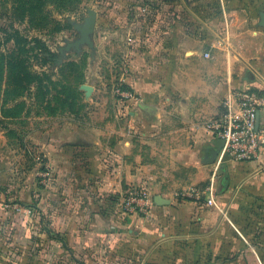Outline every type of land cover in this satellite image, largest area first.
Masks as SVG:
<instances>
[{"label":"rangeland","instance_id":"1","mask_svg":"<svg viewBox=\"0 0 264 264\" xmlns=\"http://www.w3.org/2000/svg\"><path fill=\"white\" fill-rule=\"evenodd\" d=\"M91 11L97 16L92 46L68 48L79 38L76 27ZM260 13H264V0H0V264H8L11 256L7 252L13 253V228L6 222L12 214L33 213L26 230L34 237V248L61 242L51 210L40 207L45 198H52L49 192L54 193L57 179L52 171L55 166L45 157L46 145H54L55 135L71 123L85 126L90 120L121 117L119 78L127 57L140 49L136 41L168 39L173 30L204 35L226 46L234 40L235 55L259 56L264 52V35L253 42L247 38L255 39L256 30L264 33ZM36 42L58 55L64 50L59 62L44 63ZM8 56L38 79L9 75L4 65ZM208 184L176 190L172 195L194 199L181 194L197 190V199L202 200L208 198ZM230 203L221 206L225 218L218 228L221 237L191 239L201 231L171 228L163 232L173 239L165 237L159 243V238L155 247H139L137 239L131 240L125 232V237L110 242L106 253L65 254L60 262L138 264L145 259L149 264H264V199L243 195L233 206ZM72 242L66 240L64 249L77 248ZM220 246L224 250L235 246L239 253L218 258L213 251ZM173 250L177 253L172 261L167 252ZM16 255L23 258L22 252Z\"/></svg>","mask_w":264,"mask_h":264},{"label":"crops","instance_id":"2","mask_svg":"<svg viewBox=\"0 0 264 264\" xmlns=\"http://www.w3.org/2000/svg\"><path fill=\"white\" fill-rule=\"evenodd\" d=\"M254 35L255 39L247 40L253 42L264 33L256 30ZM234 42L220 45L204 35L173 30L168 39L136 41L140 49L127 57L119 78L121 90L129 94L120 96L117 104L121 117L90 120L85 126L71 123L55 135L54 145H46L45 157L55 166L57 179L54 193L49 192L52 198H45L40 207L51 210L61 242L34 248V237L26 230L33 213L12 214L6 220L13 228L8 264H64L60 258L65 254L74 257L97 251L100 255L125 232L131 240L137 239L139 247L153 245L159 238V243L165 237L173 239L163 232L171 228L203 231L187 236L191 239L218 238L225 219L220 212L223 204L233 206L243 195L264 199V154L252 162L221 166L209 203L208 198L180 200L172 195L209 181L213 165L205 162L217 150V141L205 124L222 113V102L229 99L234 105L233 90L264 92V52L249 58L235 55ZM259 118L264 122V109ZM224 175L227 185L221 192ZM132 186L149 190L152 207L147 218L125 215L117 207ZM68 239L77 248L64 249ZM80 244L83 248L78 249ZM18 252L23 253L22 259ZM176 253L167 255L173 261ZM213 253L223 258L239 250L220 246ZM138 264L149 263L142 259Z\"/></svg>","mask_w":264,"mask_h":264},{"label":"built area","instance_id":"3","mask_svg":"<svg viewBox=\"0 0 264 264\" xmlns=\"http://www.w3.org/2000/svg\"><path fill=\"white\" fill-rule=\"evenodd\" d=\"M119 95L129 96L128 92L122 90H119ZM230 97L234 105L229 99L224 100L222 113L205 124V129L214 140L223 141L205 190L208 193V203L213 200L216 180L222 165L226 162H252L264 154V122L259 118L260 112L264 109V92L255 88H245L233 90ZM183 195L198 198L200 192L193 190L189 194H181ZM117 207L125 215L147 218L152 207L149 190L144 186L130 187L118 200ZM30 213L29 211L28 214Z\"/></svg>","mask_w":264,"mask_h":264},{"label":"water","instance_id":"4","mask_svg":"<svg viewBox=\"0 0 264 264\" xmlns=\"http://www.w3.org/2000/svg\"><path fill=\"white\" fill-rule=\"evenodd\" d=\"M96 13L95 12H89L88 18L84 20V23L81 26H77L76 29L79 32V38L75 40L73 43H70L67 45L68 48H73L75 50H78L80 46L82 45H88L92 46V40L91 36L94 32L95 26H96ZM259 26L264 28V13L259 14ZM64 52V50H61V54ZM217 143V150L212 152V154L207 158L206 163L207 164H213L216 160L218 150L223 146V141L219 140ZM227 185V177L224 175L222 181H221V192H223ZM159 197H156V200H159Z\"/></svg>","mask_w":264,"mask_h":264},{"label":"trees","instance_id":"5","mask_svg":"<svg viewBox=\"0 0 264 264\" xmlns=\"http://www.w3.org/2000/svg\"><path fill=\"white\" fill-rule=\"evenodd\" d=\"M37 46H39L40 50H41V56L44 57V63L46 62H53V63H58L62 54H55L53 52H51L49 49H47L46 47H44L40 42H36L35 43ZM8 61H6L4 63V65H6V68H7V71L10 75L11 74H17V75H23L25 77V79L29 78V75L31 76H34L32 75V73H28L25 69H23V64H17L15 63V59L11 56H8ZM16 71V72H15ZM28 73V74H27ZM43 74H41V76H43ZM46 77V75L44 76ZM32 79H38L37 76H34ZM20 82L21 84L24 82V80L22 78H20ZM123 89V88H122Z\"/></svg>","mask_w":264,"mask_h":264}]
</instances>
